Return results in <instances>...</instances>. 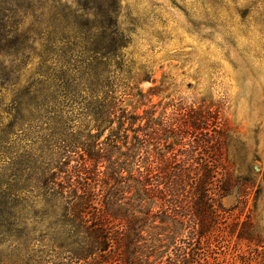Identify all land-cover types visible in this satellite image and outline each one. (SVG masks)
I'll return each instance as SVG.
<instances>
[{
  "label": "trees",
  "instance_id": "obj_1",
  "mask_svg": "<svg viewBox=\"0 0 264 264\" xmlns=\"http://www.w3.org/2000/svg\"><path fill=\"white\" fill-rule=\"evenodd\" d=\"M75 3L0 0V54L22 60H4V89L16 97L4 125L0 264H205L196 244L236 186L226 126L203 105L139 112L147 95L118 89L128 43L119 0ZM32 105L42 123L30 144L29 129L16 130ZM237 238L262 247L254 261L264 264L251 220Z\"/></svg>",
  "mask_w": 264,
  "mask_h": 264
},
{
  "label": "rangeland",
  "instance_id": "obj_2",
  "mask_svg": "<svg viewBox=\"0 0 264 264\" xmlns=\"http://www.w3.org/2000/svg\"><path fill=\"white\" fill-rule=\"evenodd\" d=\"M118 24L128 38L121 49L124 60L118 75L123 81L118 89L128 97L137 90L147 95L139 112L152 109L154 116H171L177 107L203 105L226 126L224 157L236 186L221 199L222 207L213 208L216 229L208 241L196 244L194 257L207 258L205 264H256L255 250L262 247L239 240L237 234L242 223L251 220L264 236V0H119ZM81 55L75 52L73 59ZM18 58L0 54V209L4 125L16 97L4 89V60L18 66ZM37 62L33 54L27 68ZM33 106L16 130L23 135L29 129L30 144L42 123ZM201 139L212 141L206 130ZM197 151L205 164L210 148Z\"/></svg>",
  "mask_w": 264,
  "mask_h": 264
}]
</instances>
